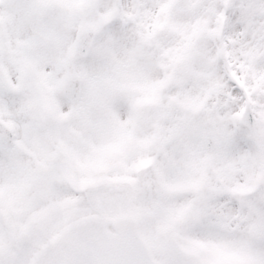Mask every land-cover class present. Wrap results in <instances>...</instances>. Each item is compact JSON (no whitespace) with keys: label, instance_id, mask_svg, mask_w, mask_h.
<instances>
[{"label":"snow or ice","instance_id":"1","mask_svg":"<svg viewBox=\"0 0 264 264\" xmlns=\"http://www.w3.org/2000/svg\"><path fill=\"white\" fill-rule=\"evenodd\" d=\"M0 264H264V0H0Z\"/></svg>","mask_w":264,"mask_h":264}]
</instances>
